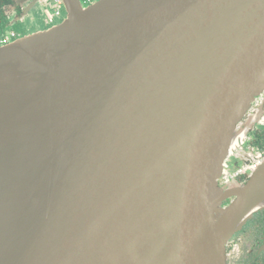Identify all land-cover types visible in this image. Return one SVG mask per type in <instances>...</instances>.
<instances>
[{
	"label": "water",
	"instance_id": "95a60500",
	"mask_svg": "<svg viewBox=\"0 0 264 264\" xmlns=\"http://www.w3.org/2000/svg\"><path fill=\"white\" fill-rule=\"evenodd\" d=\"M61 2L0 46V264H224L264 210V163L217 187L264 111V0Z\"/></svg>",
	"mask_w": 264,
	"mask_h": 264
},
{
	"label": "flooded vegetation",
	"instance_id": "af4514ba",
	"mask_svg": "<svg viewBox=\"0 0 264 264\" xmlns=\"http://www.w3.org/2000/svg\"><path fill=\"white\" fill-rule=\"evenodd\" d=\"M24 1L36 2L38 0H12L11 4H6L1 7L0 46H3L16 37L22 35L12 29L5 32V29L7 28L9 21L19 20L21 18L24 11L22 6ZM89 2H93V0H89ZM12 33L13 36L11 35ZM261 107L264 109V96L258 95L252 99L240 121L245 119L254 110ZM244 140L247 142L248 151L236 159H233L234 168L231 172L227 170V165L234 154L229 155L225 160L222 174L217 178V187L221 189L226 196V199L220 203L221 208L226 207L234 199L233 192L236 190V187L246 183L252 174L253 169L264 163V111L260 121L255 124ZM227 176H229L231 180V185L229 184L226 188H223L220 182L222 179H226ZM240 234L241 237L243 236L245 239H249L254 242L255 247L253 253L246 255L243 262H233L231 258H229L227 243L225 247L224 264H264V249H261L264 241V210L255 212L247 220ZM234 238L236 240L239 239L238 236H235Z\"/></svg>",
	"mask_w": 264,
	"mask_h": 264
},
{
	"label": "rangeland",
	"instance_id": "374dc122",
	"mask_svg": "<svg viewBox=\"0 0 264 264\" xmlns=\"http://www.w3.org/2000/svg\"><path fill=\"white\" fill-rule=\"evenodd\" d=\"M94 1V0H93ZM81 4L87 5L89 0H80ZM23 14L19 20L9 21L8 26L5 29V32H8L10 29L13 31H16L22 35H25L27 33L34 32L39 29H43L49 24L47 23V19L50 17H53V22L59 23L62 18V8L60 6L61 14L58 17H54V10L58 7L55 6V4L52 2V0H38L34 2V5L30 6L29 3L26 1L23 2ZM29 6V7H28ZM260 121V119H259ZM243 140L241 145L237 148L236 152L234 153V156L229 161L227 165V170L229 172L232 171L234 168L233 166V159H236L240 155L245 154L247 150V142ZM221 186L223 188H226L227 185H231V180L229 176L226 177V179H222L220 182ZM244 227V226H243ZM242 227V228H243ZM242 230V229H241ZM240 231L236 232L231 239L228 241V253L229 258L233 262H243L246 255L249 253H253L255 244L252 240L245 239V237H241ZM238 236V240H236L234 237Z\"/></svg>",
	"mask_w": 264,
	"mask_h": 264
},
{
	"label": "built area",
	"instance_id": "2783aa9c",
	"mask_svg": "<svg viewBox=\"0 0 264 264\" xmlns=\"http://www.w3.org/2000/svg\"><path fill=\"white\" fill-rule=\"evenodd\" d=\"M52 2L55 4L56 7H58V8H56L54 10V16H58L60 14V9L59 8L62 5V2H61V0H52ZM52 20H53L52 17L49 18L50 22H52ZM11 35L13 36V33Z\"/></svg>",
	"mask_w": 264,
	"mask_h": 264
},
{
	"label": "trees",
	"instance_id": "16d2710c",
	"mask_svg": "<svg viewBox=\"0 0 264 264\" xmlns=\"http://www.w3.org/2000/svg\"><path fill=\"white\" fill-rule=\"evenodd\" d=\"M12 0H0V9L2 6L6 5V4H11ZM1 13V10H0Z\"/></svg>",
	"mask_w": 264,
	"mask_h": 264
},
{
	"label": "bare ground",
	"instance_id": "6f19581e",
	"mask_svg": "<svg viewBox=\"0 0 264 264\" xmlns=\"http://www.w3.org/2000/svg\"><path fill=\"white\" fill-rule=\"evenodd\" d=\"M236 142H238V138L237 137H236V139H234L233 144L236 143ZM258 206H264V198L262 200H260Z\"/></svg>",
	"mask_w": 264,
	"mask_h": 264
}]
</instances>
